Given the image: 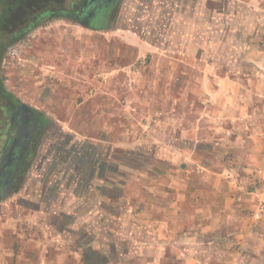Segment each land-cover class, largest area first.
<instances>
[{"label": "rangeland", "instance_id": "obj_1", "mask_svg": "<svg viewBox=\"0 0 264 264\" xmlns=\"http://www.w3.org/2000/svg\"><path fill=\"white\" fill-rule=\"evenodd\" d=\"M263 7L264 0H123L107 29L54 20L12 44L20 58L7 47L3 85L50 122L0 200L6 248L64 244L61 264H77L75 252L89 264H122L121 250L130 249L126 262L138 264L141 229L187 195L186 182L202 180L201 162L224 154L207 135L220 128V108L208 104L219 94L204 86L205 71L211 80L237 77L247 92L239 99L250 95L246 86L264 95V27L254 25L264 24ZM227 118L222 127L236 129ZM26 252L34 264L44 255L59 264L58 251Z\"/></svg>", "mask_w": 264, "mask_h": 264}, {"label": "crops", "instance_id": "obj_2", "mask_svg": "<svg viewBox=\"0 0 264 264\" xmlns=\"http://www.w3.org/2000/svg\"><path fill=\"white\" fill-rule=\"evenodd\" d=\"M260 16L264 17L262 13L257 15ZM254 25L258 30L264 27V24ZM257 39L254 35L249 41ZM206 71L204 86H210L209 94H219L218 99L208 104L220 108L217 116L220 128L207 135L224 147V154L220 160L206 158L201 162L202 180L186 182L187 195L170 201L162 217L156 216L159 225L141 229L143 237L133 247L138 251V264H264V224L248 216L264 200V95L246 86L251 90L250 95L239 99L237 93L244 91L245 84L238 82L237 77L225 81L219 75L211 80ZM258 74L264 76V71ZM255 95L262 97L256 99ZM227 117L236 120V129L222 127L221 122ZM3 229L2 223L0 264H34L26 252L29 248L38 253L51 251L54 255L58 251V263H62L66 254L64 244L51 247L44 243L27 246L18 243L8 249L2 242ZM75 255L77 264H89L78 252ZM46 259V255L40 256L38 263L51 264ZM119 259L122 264H129L126 261L131 259L130 249H122ZM108 261L107 264L111 262ZM64 264H67L65 260Z\"/></svg>", "mask_w": 264, "mask_h": 264}, {"label": "flooded vegetation", "instance_id": "obj_3", "mask_svg": "<svg viewBox=\"0 0 264 264\" xmlns=\"http://www.w3.org/2000/svg\"><path fill=\"white\" fill-rule=\"evenodd\" d=\"M122 1L0 0V43L17 36L16 44L45 22L54 20H69L90 30L107 29ZM2 86L11 96L0 91V200L15 189L26 161L48 135L50 122L42 112L22 102L3 83Z\"/></svg>", "mask_w": 264, "mask_h": 264}, {"label": "built area", "instance_id": "obj_4", "mask_svg": "<svg viewBox=\"0 0 264 264\" xmlns=\"http://www.w3.org/2000/svg\"><path fill=\"white\" fill-rule=\"evenodd\" d=\"M8 54L14 58H20L21 55V48L17 45H11L7 48ZM250 218H253L256 222H260L264 224V200L260 201L257 204V207L254 211L249 213Z\"/></svg>", "mask_w": 264, "mask_h": 264}, {"label": "trees", "instance_id": "obj_5", "mask_svg": "<svg viewBox=\"0 0 264 264\" xmlns=\"http://www.w3.org/2000/svg\"><path fill=\"white\" fill-rule=\"evenodd\" d=\"M4 1V0H3ZM3 3V2H2ZM2 20V16H1V14H0V21ZM83 24L84 25H89L88 23H84L83 22ZM91 25V24H90ZM91 27L92 28H99V26L98 25H91ZM15 38H17V36L16 37H10L9 39H8V41H6V42H1L0 43V60H1V58H2V55H3V53L6 51V47L8 46V45H12V44H14V41H15ZM0 91L2 92V94L3 95H8V96H11L4 88H3V86H2V83H1V81H0Z\"/></svg>", "mask_w": 264, "mask_h": 264}]
</instances>
